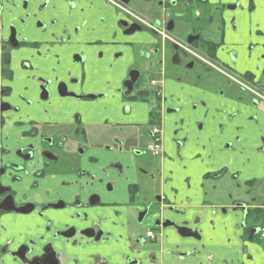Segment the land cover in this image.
<instances>
[{
  "label": "flooded vegetation",
  "instance_id": "af4514ba",
  "mask_svg": "<svg viewBox=\"0 0 264 264\" xmlns=\"http://www.w3.org/2000/svg\"><path fill=\"white\" fill-rule=\"evenodd\" d=\"M240 2L0 0V264H64L73 248L83 251L90 246L110 245L114 235L106 230V225H111L106 210L120 203L109 202L106 195L114 192L116 184L131 179L135 181L129 185L127 208H138L135 220L124 223L129 253L122 254L121 263L144 262V253L154 243L157 232L174 223L163 216L168 209V180L159 163L147 169L137 162L144 155L140 147L145 143L146 126H152L148 133L150 144L154 141V128L160 130V150L153 154L150 144L146 149L152 157L161 156L163 119L183 111L181 106L165 107L167 83L187 82L190 88H197L201 76L195 80L190 76L197 66L203 67L200 72L210 77L213 86L209 87L210 93L233 102L246 100L253 112L248 122L255 127L263 125L264 130V56L257 55L253 62L259 48L248 45L250 49L246 47L245 52L249 69L239 72L238 62L245 53L224 47L230 39L228 24L236 29L234 21L238 15L233 17L232 13L244 12ZM250 2L252 12L255 6L253 0ZM197 4L214 5V11H220L221 41L203 38L196 22L199 14L192 15ZM186 15L188 21H184ZM256 34L264 35L261 31ZM121 44L129 47L128 52L131 50L133 55L137 46L146 47L147 50L139 51L146 57L145 65L133 59L122 74L112 72L115 57H120L115 48ZM98 46H111L108 51L113 59L102 61L106 50L99 51ZM222 48L227 52L219 53ZM107 63L110 65L105 66ZM156 68L162 69V79L150 82L154 90L142 89L145 74ZM168 71L174 77L169 78ZM177 71H183L184 78ZM99 100L110 101L102 110L94 107L89 111L102 113L96 119L99 123H84L85 106ZM148 100L156 111H149V119H144L143 109L137 107ZM216 111L221 114L224 109ZM229 119L233 120L234 115ZM180 123L185 124L184 119ZM180 123L173 132L176 149L187 141V137L177 138L182 130ZM93 127L100 129L99 140L104 143H99V151L113 157L104 162L91 156L86 163L89 165L73 164V150L68 149L75 139L70 137L87 140L89 128ZM220 128L223 132L224 128ZM238 140L227 141L226 149L235 151ZM253 142L249 148L264 155V133L254 136ZM116 153H127L132 165L117 161ZM87 167L98 168L101 176ZM221 176L223 173L213 175ZM262 183L254 178L245 186ZM171 190L178 197V190ZM169 209L179 211L172 206ZM232 210L243 212L240 224L246 233L242 240L264 251V224L249 223L252 209L244 203H236ZM221 212L226 215L228 209L222 208ZM147 226L152 230L147 231ZM240 253L246 262L239 264L255 262L247 247ZM147 258L150 264H157L154 255ZM91 260L93 264H107L101 254L91 255Z\"/></svg>",
  "mask_w": 264,
  "mask_h": 264
},
{
  "label": "crops",
  "instance_id": "0c3cea01",
  "mask_svg": "<svg viewBox=\"0 0 264 264\" xmlns=\"http://www.w3.org/2000/svg\"><path fill=\"white\" fill-rule=\"evenodd\" d=\"M223 1L225 3L236 2V0ZM238 1H241L244 12L238 13L239 18L234 21L235 30L228 24L227 31L230 39H227V48L245 53L238 62V71L244 72L249 69L245 48L250 41L256 39L262 42L263 47L257 50L253 56V62L257 55L264 53V35L257 36L256 34L257 31H264V0H253L255 7L252 12L249 10L252 4L250 0ZM212 2L217 3L218 0H212ZM136 49L138 51L147 50L146 47L140 46ZM204 78L209 82L210 77L207 74H204ZM210 92L209 88L197 86L192 89L190 86H185V83L170 82L164 88V96L167 97L165 107L181 106L183 111L181 114L168 115L163 119L164 152L158 163L163 177L168 180L165 188L169 196V201L165 203L168 209L163 216L179 227L188 224L187 227L196 234V237L185 233L180 235L174 227L160 229L154 243L148 251H145L142 264L151 263L147 258L150 255L157 257V264H239L246 262L245 257L240 253L243 247H247L249 254L255 258L253 264H264V251L242 240V236L246 233V228L240 224L244 218L243 212L232 210L236 203H244L249 209H263L264 204L255 205L256 201H254L248 205L249 203L244 200L243 196L233 197L228 192L229 186L233 184L239 190L246 185L245 182L254 178L264 181V155L255 153L249 148L254 146V136L264 133L263 125L255 127L254 124L248 122L253 112L246 100H236L237 102L223 100L214 97ZM108 102L110 103L109 100H105L99 104L86 105L83 121L86 124L99 123L96 119L101 117L102 113L91 111L92 114L89 111L94 110V107L102 110ZM146 106L145 104L140 108L137 107V109H143L144 116L149 113ZM218 109H224V112L218 114L216 111ZM231 115H234V119L230 121ZM103 118H105L104 115ZM181 119H184L185 124L180 123ZM178 123L182 129L177 135L178 140L187 137L186 144L180 149H176L177 146L173 141V131L178 127L176 126ZM221 126L224 128L223 132H221ZM237 137L239 140L235 142V151L226 149V142L235 141ZM95 151L91 154L102 158L104 162H108L113 157L101 154L98 148ZM114 158L124 166L132 165V157L127 153L123 155L116 153ZM87 170L100 175L98 168L87 167ZM222 173L221 177H213V175ZM131 180L116 184L114 192L106 195L109 202L120 203L106 210L111 222V225H106V230L113 232L112 243L106 247L90 246L89 249H83V251L73 248L64 264H93L91 255L94 254H101L107 264H123L121 263L122 254L129 253V243H126L128 230L124 227V223L135 220L137 214L135 210L138 208L137 205H134L132 211L127 208ZM222 182L225 183L222 185ZM221 186L227 188L228 201L219 200L224 199L219 197ZM172 188L178 190V197L173 196ZM171 206L179 211H170ZM222 208L228 209L226 215L221 212ZM249 223H254V220L250 219ZM149 230H152V227L147 226V231ZM120 235H123L121 239H119ZM135 256L132 254V257Z\"/></svg>",
  "mask_w": 264,
  "mask_h": 264
},
{
  "label": "rangeland",
  "instance_id": "374dc122",
  "mask_svg": "<svg viewBox=\"0 0 264 264\" xmlns=\"http://www.w3.org/2000/svg\"><path fill=\"white\" fill-rule=\"evenodd\" d=\"M244 2V0H243ZM208 6H203V5H198L195 7V10L192 12V15L194 16L195 13L199 14V18H197L196 16V22L198 23V27L202 33V36L204 39H208L211 40L213 42H218L221 41V29L223 28V26L220 25L219 22V17H220V11L216 10L214 11V9H216L214 7V5H212L213 7H209ZM218 9V7H217ZM227 14H230L231 12L226 11ZM233 17H236V15H238V13L234 12L232 13ZM194 17V18H195ZM189 18V16H184V21H188L187 19ZM213 19V21H210V19ZM238 18V16H237ZM186 25V23H185ZM187 29L185 28L184 33H186ZM262 31V30H261ZM264 34V31H262ZM228 33V32H227ZM228 38V35H227ZM262 38V37H260ZM226 42V41H225ZM250 44L252 45H259V50L262 47V42H258L256 39L250 41ZM248 44V45H250ZM248 45L246 47H248ZM111 46H103V47H97L98 50L99 48H103L104 50H106V54H105V59L102 60L104 62H109L110 60L113 59V55L111 53H109L108 50H110ZM224 47L227 48V46L225 45ZM129 47L127 48L124 44H121L119 47L115 48L116 53H120V57L117 59L115 57V65L113 66L114 70H112V72L118 74V72L120 71V74H122L123 69L125 67V65L128 64V62H130L129 60H133L136 61L138 63H143L145 65V59L146 57L138 51L136 50L135 55H133L130 52H128ZM228 49V48H227ZM227 49L222 48V51H220L219 53L222 52H227ZM250 46L248 48H246V50H249ZM101 51V50H99ZM202 55H204V53L201 52ZM262 55L264 56V53H262ZM134 56L136 58H134ZM154 62V61H153ZM106 65H110V63L105 64ZM168 68H171L170 66ZM204 70V68L197 66L191 73V79L195 80L194 77L196 76H201V80L198 81L197 86L198 87H202V88H206V87H213L208 81L207 79L204 78V73L200 72ZM170 71H168V77H174V75H170ZM179 77L184 78V72L183 71H177L176 73ZM163 75H162V69L160 68H156L154 69L151 73H146L142 82V89L144 90H154L153 87H150V82L152 80H156V81H160L162 79ZM220 78V77H219ZM184 82H186V80H183ZM185 86H189V84L186 82ZM101 103V100L97 101V104ZM145 104L147 105L145 108L149 109V111L151 110H155V106L152 103L151 100H148L146 103H144L143 105L145 106ZM144 108V111H145ZM148 118L149 119V113L147 115L144 116V119ZM85 123V122H84ZM145 132V143H142V148L140 147V150L144 151V155L142 157H138V163L140 162L142 166H144L147 169H152L155 164L159 161L160 156H156V157H152L148 152H147V146L151 143V138L148 136V133L152 130V126L151 125H147ZM90 131H88V139L87 140H83V138L81 136L79 137H70V139H75L73 141H71V148L68 149V151H72L71 152V156H72V163H77L78 164H83V165H89L86 164L88 162V158H90L91 156H93L91 153H95V149L99 148V133H100V129L97 127H93V128H89ZM174 132V131H173ZM105 143H109V142H105ZM100 144H104L103 142ZM82 151V152H81ZM225 182H222L221 184L223 185ZM233 187V188H232ZM233 189V190H232ZM262 190H264V183H262V186H242L241 189H236L235 184L230 185L228 192L229 195L231 194L233 197H238V195L243 196L244 200H246L247 203L252 204L254 201H256L255 205H260V204H264V192H262ZM226 192H227V188L226 186H221V188L219 189V197L224 198L223 200L219 199L220 201H228V192H227V197H226ZM142 204L141 199L139 204ZM221 203V202H218ZM264 246V244H263Z\"/></svg>",
  "mask_w": 264,
  "mask_h": 264
},
{
  "label": "built area",
  "instance_id": "2783aa9c",
  "mask_svg": "<svg viewBox=\"0 0 264 264\" xmlns=\"http://www.w3.org/2000/svg\"><path fill=\"white\" fill-rule=\"evenodd\" d=\"M153 136L154 141L149 145V149L153 154H156L160 150L161 145L160 130L158 128H154ZM262 236H264V228L262 229ZM148 237H152V233H148Z\"/></svg>",
  "mask_w": 264,
  "mask_h": 264
},
{
  "label": "trees",
  "instance_id": "16d2710c",
  "mask_svg": "<svg viewBox=\"0 0 264 264\" xmlns=\"http://www.w3.org/2000/svg\"><path fill=\"white\" fill-rule=\"evenodd\" d=\"M249 217L250 219H253L254 222H258L260 224H264V208H257V209H252L249 212Z\"/></svg>",
  "mask_w": 264,
  "mask_h": 264
},
{
  "label": "water",
  "instance_id": "95a60500",
  "mask_svg": "<svg viewBox=\"0 0 264 264\" xmlns=\"http://www.w3.org/2000/svg\"><path fill=\"white\" fill-rule=\"evenodd\" d=\"M187 225H188V224H183V226L179 227V226H177L176 223H172V227L176 228V229L179 231V234H180V235H182V233H183V234L185 233V234H187V235H189V236H191V237H196V234L193 233L191 230H189V229L187 228ZM190 231H191V232H190Z\"/></svg>",
  "mask_w": 264,
  "mask_h": 264
}]
</instances>
